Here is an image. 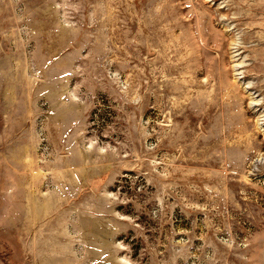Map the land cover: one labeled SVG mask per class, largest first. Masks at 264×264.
<instances>
[{
    "label": "rangeland",
    "instance_id": "obj_1",
    "mask_svg": "<svg viewBox=\"0 0 264 264\" xmlns=\"http://www.w3.org/2000/svg\"><path fill=\"white\" fill-rule=\"evenodd\" d=\"M0 264H264V0H0Z\"/></svg>",
    "mask_w": 264,
    "mask_h": 264
}]
</instances>
